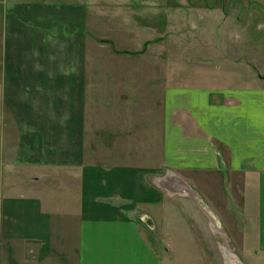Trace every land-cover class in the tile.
Listing matches in <instances>:
<instances>
[{
    "label": "crops",
    "instance_id": "crops-1",
    "mask_svg": "<svg viewBox=\"0 0 264 264\" xmlns=\"http://www.w3.org/2000/svg\"><path fill=\"white\" fill-rule=\"evenodd\" d=\"M12 13L7 6L0 15V264H185L195 260L187 252L207 260L219 250L226 262L225 247L229 264H243L235 252L264 256V74L253 63L246 81L230 75L220 81L227 85H206L184 62L190 79L176 83L174 59L156 56V100L85 122L73 87L87 73L71 69L68 80L47 66L45 23L32 36L26 16L28 30L9 37L18 28ZM16 137L23 151L10 145ZM14 155L28 164L4 159ZM45 184H55L54 196Z\"/></svg>",
    "mask_w": 264,
    "mask_h": 264
},
{
    "label": "rangeland",
    "instance_id": "rangeland-1",
    "mask_svg": "<svg viewBox=\"0 0 264 264\" xmlns=\"http://www.w3.org/2000/svg\"><path fill=\"white\" fill-rule=\"evenodd\" d=\"M7 6L13 10L18 27L12 34L8 32L9 37H21L22 29L28 30L29 23H22V19L27 21L26 16L31 18L32 36L39 31L33 28L45 23L41 36L46 37L43 50L47 66L56 65L65 75L62 78L68 80L71 69L83 68L87 73L82 84L78 77L79 83L73 87L78 117L85 122L91 118L101 124L120 117L133 102L156 100L152 85L162 79L151 77L156 56L165 62L174 59L176 83L190 79L182 73L184 62L190 63L185 72L200 74L206 85H227L220 81L230 75L244 76L246 81L252 63L256 74H264V0H0L1 16ZM8 21L9 26L13 24ZM199 58L206 59L205 67H197L192 61ZM188 59L190 62H186ZM50 80L54 77H47V83ZM49 87L48 101L54 98L53 86ZM5 128H0V156L7 150ZM10 143L20 151L27 147L18 137ZM67 143L61 146L67 148ZM94 143L90 147L93 152L102 148L101 140ZM53 144L47 142L45 148L53 150ZM82 144L86 149L88 142ZM4 159L28 164L22 156ZM45 187L54 196L55 184ZM233 254L243 264H264L262 254ZM185 255L195 259L188 257L185 264H220L219 260L226 264L222 250L216 259V253L211 252L206 253L207 260L203 255L199 258V252Z\"/></svg>",
    "mask_w": 264,
    "mask_h": 264
},
{
    "label": "bare ground",
    "instance_id": "bare-ground-1",
    "mask_svg": "<svg viewBox=\"0 0 264 264\" xmlns=\"http://www.w3.org/2000/svg\"><path fill=\"white\" fill-rule=\"evenodd\" d=\"M161 186H164V184H160ZM165 187V186H164ZM187 194H189L190 196H192L193 198H196L197 200L199 199L200 201H202L200 198H199V196L196 194V193H194V192H191V191H189V192H186ZM206 207V206H205ZM207 210V212L208 213H212L213 214V212L209 209H206ZM214 215V214H213ZM216 218V217H215ZM217 220V219H216ZM213 224H214V226H216V224L213 222ZM223 238L225 239L226 237L225 236H223ZM224 250L226 251L225 252V257H226V264H229V262L231 263V260L229 261V259H230V257H231V252H228L229 250L225 247L224 248ZM233 256V255H232ZM236 257V256H235ZM232 264H233V262H232ZM235 264V263H234Z\"/></svg>",
    "mask_w": 264,
    "mask_h": 264
},
{
    "label": "water",
    "instance_id": "water-1",
    "mask_svg": "<svg viewBox=\"0 0 264 264\" xmlns=\"http://www.w3.org/2000/svg\"><path fill=\"white\" fill-rule=\"evenodd\" d=\"M197 202H198V204H199L204 210L208 209V208L205 207L204 203H203L202 201H200L199 199L197 200ZM208 210H209V209H208ZM206 211H207V210H206ZM209 214L215 219V217L213 216L212 213H209Z\"/></svg>",
    "mask_w": 264,
    "mask_h": 264
}]
</instances>
